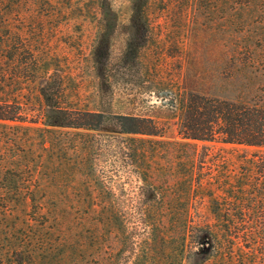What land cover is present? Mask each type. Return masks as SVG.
Returning a JSON list of instances; mask_svg holds the SVG:
<instances>
[{
  "label": "rangeland",
  "instance_id": "rangeland-1",
  "mask_svg": "<svg viewBox=\"0 0 264 264\" xmlns=\"http://www.w3.org/2000/svg\"><path fill=\"white\" fill-rule=\"evenodd\" d=\"M25 13L31 48L43 51L37 72L27 57V96L153 118L167 133L50 128L45 103H27V121L0 125V264H113L107 211L139 207L164 185L143 181L134 150L150 143L139 138L179 140L190 95L264 110V0H27ZM159 161L150 169L171 164ZM3 198L16 203L2 208Z\"/></svg>",
  "mask_w": 264,
  "mask_h": 264
},
{
  "label": "trees",
  "instance_id": "trees-1",
  "mask_svg": "<svg viewBox=\"0 0 264 264\" xmlns=\"http://www.w3.org/2000/svg\"><path fill=\"white\" fill-rule=\"evenodd\" d=\"M26 11L27 0H0V125L27 121V103L36 101L51 110L43 119L50 128L109 126L130 140L164 137L166 127L153 118L66 107L58 93L27 96V57L37 72L43 51L31 48ZM177 136L139 138L150 143L149 150H134L147 165L143 181L162 178L164 185L144 193L139 207L107 211L118 233L113 264H264V110L190 95ZM160 159L171 164L150 169L149 160ZM26 200L18 194L17 203ZM12 202L3 198L2 208Z\"/></svg>",
  "mask_w": 264,
  "mask_h": 264
}]
</instances>
